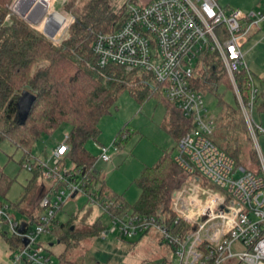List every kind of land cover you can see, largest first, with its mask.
<instances>
[{
	"label": "built area",
	"instance_id": "1",
	"mask_svg": "<svg viewBox=\"0 0 264 264\" xmlns=\"http://www.w3.org/2000/svg\"><path fill=\"white\" fill-rule=\"evenodd\" d=\"M51 5L52 0H11L4 22L18 18L57 45L68 38L69 27L64 39L54 41L65 18L50 11ZM123 6L118 27L93 32L91 50L96 66L104 69L116 65L143 75V84L153 83V92L161 90L163 97L192 121L173 156L182 174L171 195L172 217L129 213L111 216L108 210L112 202L105 194L99 197L88 190L84 170L65 159L69 150L65 136L51 153L52 167L28 156L22 163L27 173L40 169L43 194L38 214L19 221L11 215L9 204L0 207V231L5 227L20 241L16 249L8 248L7 264H54L38 238L60 224L58 211L77 195L97 204L106 216L103 225H110V230H103L102 236L118 231L120 236L132 237L154 230L173 250V264H264V151L257 140V134L264 132L252 119L259 91L241 47V40L264 23V3L249 11L223 10L216 0H128ZM69 15L71 25L75 18ZM45 30L54 31L52 37ZM219 66L235 93L256 155L257 165L252 170L237 166L211 140L215 118L208 114L205 93L196 82L203 73L216 72ZM241 69L249 78L248 102L243 101L237 83ZM217 86L213 85L211 95H216ZM94 147L96 161H110L108 147L97 142Z\"/></svg>",
	"mask_w": 264,
	"mask_h": 264
},
{
	"label": "trees",
	"instance_id": "2",
	"mask_svg": "<svg viewBox=\"0 0 264 264\" xmlns=\"http://www.w3.org/2000/svg\"><path fill=\"white\" fill-rule=\"evenodd\" d=\"M78 1L68 0L65 4V11L70 12L75 21L69 26L68 38L53 45L44 34H39L40 31L18 18L12 17L5 23L6 6L11 0H0V145L7 141L32 158L31 149L40 137L51 135L67 123L66 144L69 150L65 159L84 170L88 190L99 194V197L105 194L112 202L108 210L111 216L129 213L172 217L171 195L182 174L173 154H163L155 165L142 170L135 181L140 193L134 205H128L121 197L109 192L104 180L93 171L96 157L85 144L90 140L97 142L98 122L114 106L116 92L125 85H136L141 81L136 71L127 72L116 65L99 69L91 50L93 32H109L118 27L123 19L124 6L113 12L111 0ZM200 77L196 86L205 94H211L213 85L219 82L231 87L220 66L216 72L203 73ZM236 78L244 95L243 101L248 102V74L241 69ZM23 91L36 96L24 122L20 120L17 109ZM263 95L264 92H260L254 102L258 111L264 108V102L258 103ZM164 100L166 113L161 126L178 143L192 127V121L184 117L174 104ZM218 105L220 112L215 117L212 142L237 166L252 170L257 165L256 155L249 147L251 140L238 102L233 107L218 96ZM28 174L23 197L19 202L9 203V207L10 213L17 211L26 218H32L43 190L41 182L37 183L40 169ZM13 182L14 178L6 176L0 168V197H6ZM100 220L97 218L86 229H71V223H60L51 234L57 236L58 242L65 244L66 248L74 247V243H80L84 238L99 236L105 229ZM8 235L7 231L2 233L5 243L10 250L16 249L20 241ZM56 264L74 262L61 252Z\"/></svg>",
	"mask_w": 264,
	"mask_h": 264
},
{
	"label": "rangeland",
	"instance_id": "3",
	"mask_svg": "<svg viewBox=\"0 0 264 264\" xmlns=\"http://www.w3.org/2000/svg\"><path fill=\"white\" fill-rule=\"evenodd\" d=\"M65 1L52 0L50 7V11H57L65 18L53 38L54 41L64 39L70 26V12L63 9ZM126 1L128 0H111V10L118 11ZM262 1L264 0H216L218 6L223 10L235 8L242 11L257 10ZM259 49L256 51L259 57L255 55V52L251 57H258V70H264V44ZM245 50L246 47L243 46L242 52ZM136 76L141 83L125 85L117 91L114 106L98 122L99 135L96 141L108 147L107 154L110 161L103 163L97 160L93 165L94 172L104 180L108 191L121 197L128 205H134L139 196L140 190L135 181L142 170L155 165L165 153L174 155L177 148L175 140L161 126L166 113V104L161 90L153 93L152 86L154 87V84L146 86L142 83L143 77L139 73ZM253 83L258 91L264 88V85L256 77H253ZM216 85L218 86L215 96L206 93L203 97L208 114L214 118L220 112L218 96H221L233 107H236L237 102L232 87L228 88L221 82ZM261 102L263 99L259 98L258 103ZM252 119L254 124L260 126L264 132V111L254 108ZM68 132L69 125L63 123L51 135L41 136L31 149L32 158L40 159L45 162L47 167H52L54 160L51 153L64 141ZM124 133H126L125 138L122 140L121 136ZM114 140H116L115 145L113 144ZM257 140L261 150L264 151V134L258 133ZM85 147L93 156H97L94 141H88ZM249 147L252 148L251 143ZM25 159L26 155L20 149L7 141L1 143L0 168L6 176L14 178L6 197H0L2 204L19 202L23 197L29 178V174L20 167V163H23ZM40 182L41 180L38 179L37 183ZM11 213L15 220H28L17 211ZM59 213L62 214V217H57V220L61 224L71 223L70 228L72 227V229H86L97 218H101L102 224L106 221V216L98 205L87 202L84 195H77L64 203L58 211ZM34 214L37 215L38 210H35ZM104 230L109 231L110 225ZM5 231L6 228L2 227L0 231V264H5L8 261V246L2 236ZM102 232L97 237H87L80 243H74V247L66 248V245L59 243L57 236L51 233L41 235L38 242L44 248V252L50 255L54 264L57 263L61 252H65L66 258L74 264H173L175 262L173 250L161 242L159 234L154 230L145 234L137 233L132 237L120 236L118 231L102 236ZM8 237H11L10 234Z\"/></svg>",
	"mask_w": 264,
	"mask_h": 264
},
{
	"label": "crops",
	"instance_id": "4",
	"mask_svg": "<svg viewBox=\"0 0 264 264\" xmlns=\"http://www.w3.org/2000/svg\"><path fill=\"white\" fill-rule=\"evenodd\" d=\"M263 3H264V1H262V3L259 4L260 5L259 8L262 7ZM263 44H264V23L261 24L259 29L251 30L249 32V34L241 40V47H243V46L246 47V50L243 51V54L245 55L244 56V59H245L244 62H245L246 67H248L247 68L248 71L252 75V78L256 77L264 85V70L263 69L258 70L259 67H258L257 61H258L259 54L256 53V51L260 50L259 48L262 47ZM253 52H255L256 53L255 55L258 57L252 58L251 55L254 56L252 54ZM255 59H257V60H255ZM260 65H262V64H260ZM260 92H264V88L261 91L259 90V93ZM260 98H262L263 102H264V95ZM262 111H264V108L262 109ZM59 216L62 217V214L60 215V213H59L58 217ZM5 264H7V262Z\"/></svg>",
	"mask_w": 264,
	"mask_h": 264
},
{
	"label": "water",
	"instance_id": "5",
	"mask_svg": "<svg viewBox=\"0 0 264 264\" xmlns=\"http://www.w3.org/2000/svg\"><path fill=\"white\" fill-rule=\"evenodd\" d=\"M45 33L47 35H49L50 37H52L53 32H48L47 30H45ZM36 99V96L33 95L32 93L28 92V91H23L18 99L17 102V109H18V116L20 118V120L22 122H24L28 116V113L34 103ZM74 197V195H72V198ZM31 224V223H30ZM25 227V224H21L19 231L21 232L23 230V228ZM72 229V227H71Z\"/></svg>",
	"mask_w": 264,
	"mask_h": 264
}]
</instances>
